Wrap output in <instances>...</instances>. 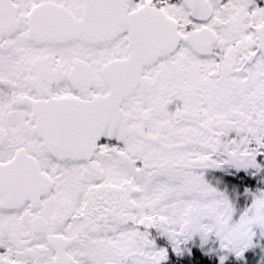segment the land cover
<instances>
[{"label":"snow or ice","instance_id":"6c2138e0","mask_svg":"<svg viewBox=\"0 0 264 264\" xmlns=\"http://www.w3.org/2000/svg\"><path fill=\"white\" fill-rule=\"evenodd\" d=\"M0 264H264V0H0Z\"/></svg>","mask_w":264,"mask_h":264}]
</instances>
